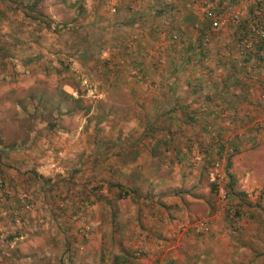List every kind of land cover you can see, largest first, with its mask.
Returning <instances> with one entry per match:
<instances>
[{"label":"rangeland","instance_id":"1","mask_svg":"<svg viewBox=\"0 0 264 264\" xmlns=\"http://www.w3.org/2000/svg\"><path fill=\"white\" fill-rule=\"evenodd\" d=\"M257 6L0 0V264H264Z\"/></svg>","mask_w":264,"mask_h":264},{"label":"trees","instance_id":"2","mask_svg":"<svg viewBox=\"0 0 264 264\" xmlns=\"http://www.w3.org/2000/svg\"><path fill=\"white\" fill-rule=\"evenodd\" d=\"M161 13V11L159 12ZM264 24V14H261V9L260 7L257 6L256 10H249V13L247 14L246 17H244L241 21H240V25L237 28V32H239V37H243V38H248V37H253V26H257V25H262ZM253 25V26H252ZM252 26V27H251ZM254 38V37H253ZM253 43L255 44V54H260L261 50L264 49V37L262 38H256L255 40H253ZM259 51V53H258ZM253 56H247L244 58L245 62H248ZM258 57V56H256ZM259 58V57H258ZM124 262L126 261L125 259L123 260Z\"/></svg>","mask_w":264,"mask_h":264}]
</instances>
